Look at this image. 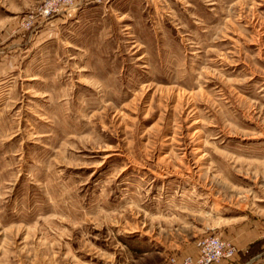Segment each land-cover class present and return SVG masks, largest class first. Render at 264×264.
Returning <instances> with one entry per match:
<instances>
[{
  "label": "rangeland",
  "instance_id": "1",
  "mask_svg": "<svg viewBox=\"0 0 264 264\" xmlns=\"http://www.w3.org/2000/svg\"><path fill=\"white\" fill-rule=\"evenodd\" d=\"M46 1L0 0V264H259L264 0Z\"/></svg>",
  "mask_w": 264,
  "mask_h": 264
},
{
  "label": "built area",
  "instance_id": "2",
  "mask_svg": "<svg viewBox=\"0 0 264 264\" xmlns=\"http://www.w3.org/2000/svg\"><path fill=\"white\" fill-rule=\"evenodd\" d=\"M75 1L78 4L79 0H47L44 14H49L52 10L60 11L62 6L73 10L77 6ZM262 239L264 241V236ZM236 251L237 249L227 241L217 237H207L199 243L196 256L188 255L181 259L171 257L164 264H216L224 260L229 261L235 256ZM259 264H264V259Z\"/></svg>",
  "mask_w": 264,
  "mask_h": 264
},
{
  "label": "crops",
  "instance_id": "3",
  "mask_svg": "<svg viewBox=\"0 0 264 264\" xmlns=\"http://www.w3.org/2000/svg\"><path fill=\"white\" fill-rule=\"evenodd\" d=\"M217 264H242V263H238V260L235 259V261H233V262L232 261L231 262L222 261V262L217 263ZM243 264H255V260H254V262H253V259L252 260H246V261L243 262Z\"/></svg>",
  "mask_w": 264,
  "mask_h": 264
}]
</instances>
